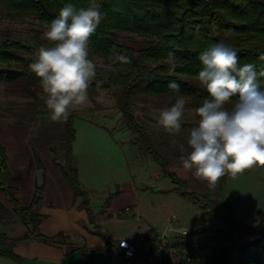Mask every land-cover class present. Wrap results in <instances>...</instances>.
<instances>
[{
  "label": "trees",
  "instance_id": "obj_1",
  "mask_svg": "<svg viewBox=\"0 0 264 264\" xmlns=\"http://www.w3.org/2000/svg\"><path fill=\"white\" fill-rule=\"evenodd\" d=\"M89 0H0V19L14 18L20 21L32 19L47 28L66 3L75 7H86ZM105 18L90 39L89 49L108 64L106 76L97 72L88 89L89 99L96 90L109 91L119 113L121 127L130 133V145L138 156H148L156 162L164 177L173 184L163 193H177L197 206L205 222L219 218L221 228L198 227L184 238V244L195 251L197 264H264V217L252 225L240 223L230 216H219L216 197H210L188 190L187 181L173 171L164 155L160 154L145 130L138 123L133 105L154 99L157 107L172 106L178 94L167 87L170 81L180 84V94L187 101L186 108L196 109L208 93L203 86L192 84L198 81L197 74L202 67L200 53L213 44L223 42L238 53L240 63H255L257 69L264 67V0H101ZM198 31V35H197ZM128 34L146 41L136 48L119 41V35ZM29 47L22 42L0 37V96L14 95L37 102L43 94L39 78L30 71L34 59L26 58ZM175 52L178 67L168 73L165 62L167 52ZM116 53H136L131 64H117L112 61ZM115 67V71H113ZM101 81L97 87L96 81ZM199 82V81H198ZM260 90L264 91V77L259 79ZM234 99V98H233ZM230 108L231 105H228ZM73 110L66 122H62L61 158L54 147L48 146L54 165L69 184L74 198H79L93 227L92 233L106 244L114 246L110 237L94 223L88 193L79 182L72 156L75 137ZM36 167L42 171L41 182L36 183L29 206L23 207L15 198V191L8 181L6 155L0 144V194L10 206L12 215L24 226H29V236L39 241L51 242L39 232L42 216L37 210L42 203L44 171L34 151ZM226 176V175H225ZM225 176L221 178L224 182ZM118 191L107 196L102 209L116 196ZM8 210L0 203V217ZM243 234L244 241L237 245L236 236ZM0 239L6 237L0 233ZM117 247V246H116ZM118 251V250H117ZM116 251V252H117ZM0 256L22 264V259L7 249L0 250Z\"/></svg>",
  "mask_w": 264,
  "mask_h": 264
},
{
  "label": "clouds",
  "instance_id": "obj_2",
  "mask_svg": "<svg viewBox=\"0 0 264 264\" xmlns=\"http://www.w3.org/2000/svg\"><path fill=\"white\" fill-rule=\"evenodd\" d=\"M104 18L101 0H89L80 8L66 3L43 33L51 46L39 47L29 69L39 78L53 122H66L72 110L89 102L88 89L97 75L96 64L89 59L90 39ZM135 55L116 53L112 64H131ZM199 60L202 67L197 78L208 96L195 109L199 119L187 139L191 151L181 145V152L187 154L180 160L184 170L215 188L225 175L235 178L264 167V91L259 86L264 67L258 70L255 63L241 64L237 51L223 42L200 53ZM165 62L170 75L179 66L173 51L167 52ZM101 83L97 80V87ZM167 87L178 98L160 111L158 124L176 134L181 131L187 101L175 80Z\"/></svg>",
  "mask_w": 264,
  "mask_h": 264
},
{
  "label": "rangeland",
  "instance_id": "obj_3",
  "mask_svg": "<svg viewBox=\"0 0 264 264\" xmlns=\"http://www.w3.org/2000/svg\"><path fill=\"white\" fill-rule=\"evenodd\" d=\"M46 30V27L32 19L24 21L14 18L0 19V37L7 35L9 38L16 39L28 46L29 51L24 56L30 59L35 58V53L42 45L51 46V43L43 38V33ZM119 41L127 42L136 48L144 47L147 44L143 39L131 37L128 34L119 35ZM89 59L96 64V72L104 76L108 74V64L96 57L90 49ZM189 81L192 84L201 86L197 80L189 79ZM154 101V99L149 98L145 102H137L133 105L136 120L149 134L154 148L165 156L169 162L170 170L187 181L188 190L216 197L218 215L221 216L224 214L223 211H226L219 201L220 187L223 184L221 179L215 188H210L207 182L195 178L192 171L184 170L180 160L182 155L187 154V152H181V145L188 152L191 151L187 139L190 129L196 126L199 119L195 114V110L186 108L182 118L181 131L176 134H169L158 124L159 113L165 108L157 107ZM35 104L30 99L14 95L0 96V107L8 109V116L32 122L36 127H39L38 130L46 136L48 146L57 150L59 161L62 162V122H53L50 119L44 94L38 95ZM73 114L76 117L74 127L77 131V148L81 149L78 150L81 155L79 182L81 187L88 193L91 209L94 211L99 209L102 212L104 209H100V207L104 204L107 196L113 194L116 190H120V183L124 181L132 180L142 188L140 192L143 204L142 213H135L132 216L128 207L123 208L129 202V194L124 191L122 196L113 200L110 206V215L100 217V221L97 222L101 231L116 240L121 238L134 239V236L138 238L148 227L152 229V233H164L167 236H173L179 230L186 228L192 231L198 227L210 229L223 227V223L219 218L205 222L201 210L177 193H163L161 189L173 187V184L162 175L159 166L150 157L142 155L137 156V159H135L128 151L123 153L119 146L118 148L108 146L106 143L107 139L109 140L107 132L103 133L99 130L84 134L80 127L82 126L80 117L97 124H103L110 130L122 128L115 101L109 91L105 89L96 90L95 95L92 99H89L88 104L73 110ZM115 133L116 138H121L123 132ZM128 133L127 131L125 136ZM84 138L86 139L83 142ZM86 142L88 146L90 143L94 144L93 147L90 145L91 148H85ZM154 174H156L155 177H153ZM169 221L171 222L169 223ZM244 240L243 234H238L234 242L241 244ZM103 245L104 248L108 247L104 241ZM88 252L93 251L89 249ZM111 257L110 251L99 249L98 253H93L90 259L86 258V261L91 260L92 264H100L102 261L111 263ZM116 260L117 257L114 256L113 262H116Z\"/></svg>",
  "mask_w": 264,
  "mask_h": 264
},
{
  "label": "crops",
  "instance_id": "obj_4",
  "mask_svg": "<svg viewBox=\"0 0 264 264\" xmlns=\"http://www.w3.org/2000/svg\"><path fill=\"white\" fill-rule=\"evenodd\" d=\"M79 119L82 122L80 127L84 134L99 130L103 133L107 132L109 135V140L107 139L106 142L108 146L114 148L119 146L123 153L128 151L132 157L137 159L138 155L130 145V133L125 136L126 129L110 130L103 124H97L83 117ZM38 128L32 122L9 117L8 109L0 107V144L6 155L9 184L14 189L15 198L19 204L23 207L29 206L35 185L41 182L42 176V171L36 167L33 154L35 151L44 171L42 203L37 210L38 214L42 216L39 232L45 237L52 238V240L47 242L31 238L29 236L30 227L22 225L12 215L10 206L4 202L0 194V203L8 210L5 215L0 217V233L6 237L5 240L0 239V250L11 251L22 259V264H92L91 260L87 262L86 258L90 259L93 253H98L99 249H104L110 251L112 262L102 261L100 264H115L113 257L116 254V244L119 239L113 240L107 234L114 242V246L107 244L108 247L104 248L102 239L92 233V227L88 222L85 209L82 207L79 198H74L69 184L54 165L52 155ZM121 131L123 132L121 138H116L115 132ZM85 145V148H91L94 144L90 143V147L86 142ZM71 148L78 179H80L81 155L78 150L81 149L77 148L76 129ZM170 188L161 189V191ZM141 190L142 188L132 180L120 183V190H117V195L109 201L102 212L99 209L97 211L91 209L94 214V223L97 224L100 217L110 215L109 211L113 200L122 196L124 191L129 194V202L123 208L128 207L132 216L135 213H142ZM219 201L223 205L222 208L226 209L222 215L230 216L246 225H252L259 221L264 217V167H255L235 178L226 175L220 187ZM152 232V229L148 227L140 237ZM138 238L134 236V239ZM89 249L93 252H88ZM0 264L19 263L0 256Z\"/></svg>",
  "mask_w": 264,
  "mask_h": 264
},
{
  "label": "built area",
  "instance_id": "obj_5",
  "mask_svg": "<svg viewBox=\"0 0 264 264\" xmlns=\"http://www.w3.org/2000/svg\"><path fill=\"white\" fill-rule=\"evenodd\" d=\"M190 232L186 228L173 236L151 233L138 239L121 238L116 244L118 251L115 264H197L195 251L183 241Z\"/></svg>",
  "mask_w": 264,
  "mask_h": 264
}]
</instances>
